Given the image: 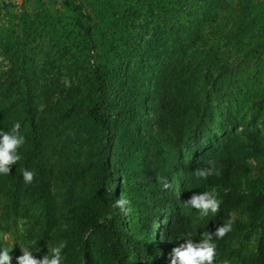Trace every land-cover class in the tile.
<instances>
[{
    "label": "trees",
    "instance_id": "trees-1",
    "mask_svg": "<svg viewBox=\"0 0 264 264\" xmlns=\"http://www.w3.org/2000/svg\"><path fill=\"white\" fill-rule=\"evenodd\" d=\"M55 1H0V129L26 138L2 232L36 258L66 241L64 264H170L234 219L217 263L264 264V0Z\"/></svg>",
    "mask_w": 264,
    "mask_h": 264
},
{
    "label": "clouds",
    "instance_id": "clouds-1",
    "mask_svg": "<svg viewBox=\"0 0 264 264\" xmlns=\"http://www.w3.org/2000/svg\"><path fill=\"white\" fill-rule=\"evenodd\" d=\"M20 126V122L17 121L13 124L11 131L0 129V176L9 175L10 166L21 159L18 150L25 144L26 138L20 134ZM212 174L213 168L211 167L196 170V176L199 178L206 179ZM22 176L24 181L30 184L34 179L35 172L23 169ZM129 203L130 201L125 199L116 201L117 206L122 208ZM186 203L191 208L198 210L201 217H207L210 213L216 214L220 211L222 201L217 198L215 189H211L193 193ZM130 210V208L124 209L125 212ZM233 226L234 219H229L226 223L218 226L215 231L206 230L199 233L198 241H195L191 234H186L183 237L184 243L173 249L170 264H213L217 257L216 240H220L232 232ZM66 246V241H61L47 249L49 254H44L41 258H36L33 255L34 250L30 246H25L21 249L22 255L16 257V261L17 264H64L63 249ZM10 251L8 248L0 247V264H12Z\"/></svg>",
    "mask_w": 264,
    "mask_h": 264
},
{
    "label": "rangeland",
    "instance_id": "rangeland-1",
    "mask_svg": "<svg viewBox=\"0 0 264 264\" xmlns=\"http://www.w3.org/2000/svg\"><path fill=\"white\" fill-rule=\"evenodd\" d=\"M4 1L6 2L11 1L13 3L11 10L16 12L19 11L23 6L29 9H33L35 7L33 3L34 0H26L25 2H23L24 0H4ZM51 1L55 4L56 7L60 6L59 1H55V0H51ZM5 64L6 62L3 61L2 58L0 57V67H4ZM3 222L5 221H1V224H3ZM9 228H10L9 230H6L4 232H2V230L0 229V247L8 248L9 250H11L10 255L12 256V264H17L16 257H18L20 252H22L21 249H23V246L19 234L16 232L17 230L13 226H9ZM33 255L36 257L35 254ZM213 264H218V263L215 260ZM223 264H228V263L225 261V263Z\"/></svg>",
    "mask_w": 264,
    "mask_h": 264
}]
</instances>
